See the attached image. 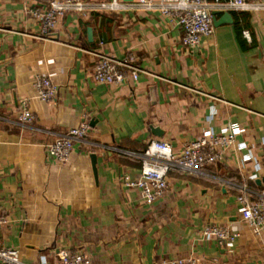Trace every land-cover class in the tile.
<instances>
[{"label": "crops", "instance_id": "obj_1", "mask_svg": "<svg viewBox=\"0 0 264 264\" xmlns=\"http://www.w3.org/2000/svg\"><path fill=\"white\" fill-rule=\"evenodd\" d=\"M51 1L0 0V245L30 264L56 263L59 249L92 264H264V234L241 220L236 201L243 188L251 197L264 190V10L230 11L231 23L213 25L189 50L177 21L158 12H69L46 32L30 11ZM100 54L132 57L144 71L137 81L97 83ZM38 74L57 82L54 101L37 97ZM25 102L30 124L20 119ZM82 122L90 129L69 161L48 157L46 145ZM227 123L246 149L230 146L198 173L171 170L152 204L128 185L152 139L180 149ZM208 225L240 236L227 248L202 236Z\"/></svg>", "mask_w": 264, "mask_h": 264}, {"label": "built area", "instance_id": "obj_2", "mask_svg": "<svg viewBox=\"0 0 264 264\" xmlns=\"http://www.w3.org/2000/svg\"><path fill=\"white\" fill-rule=\"evenodd\" d=\"M139 10L143 12H158L161 15L177 21L183 30L182 44L186 49L199 46L200 38L213 31V11L241 12L263 11L264 1L253 0H111L97 2L90 0H53L47 7H37L30 11L31 15L41 24L44 31L54 28L60 19L69 12L87 16L93 12ZM247 35V31L244 32ZM130 59L120 60L106 55H99L94 67L93 80L97 83L122 84L128 75L137 81L144 70ZM37 97L44 102H52L58 95L59 86L51 75L38 74L35 77ZM24 124H30L34 119L32 111L24 103L20 116ZM90 126L82 122L72 127L64 135L57 137L46 145L48 157L57 163L66 164L74 149V143L83 140L89 132ZM235 146L238 150L246 149L245 142L236 140V131L231 123L221 127L215 133L211 128L204 129L200 136L176 149L169 142L152 139L143 153L138 154L142 161L139 176L128 181L130 187L141 190L144 200L152 204L165 196L170 182L169 174L175 168L189 172H201L205 167L213 165L224 158L225 151ZM243 161H251L252 155H243ZM259 165L255 163V169ZM256 174L251 179H256ZM236 197L240 218L256 236L264 234V190L251 197L243 188ZM4 219H0L2 223ZM205 238H215L218 243L231 248L240 236L238 231L216 225L206 226L202 232ZM57 262L50 263L43 259L42 264H92L89 255L82 251L59 249L56 252ZM0 264H30L22 259L21 252L15 247L0 245ZM170 264H200L193 257H180L170 261Z\"/></svg>", "mask_w": 264, "mask_h": 264}, {"label": "water", "instance_id": "obj_3", "mask_svg": "<svg viewBox=\"0 0 264 264\" xmlns=\"http://www.w3.org/2000/svg\"><path fill=\"white\" fill-rule=\"evenodd\" d=\"M125 1H133V0H125ZM219 11H213L212 15H213V25L214 26H218L221 23H231L232 22V17L231 14L229 12H223L220 18H216V15L219 14ZM154 133L161 135L162 131L160 129H153ZM91 158H92V164H93V168H94V173L96 178L98 177L97 174V155L96 154H91Z\"/></svg>", "mask_w": 264, "mask_h": 264}]
</instances>
